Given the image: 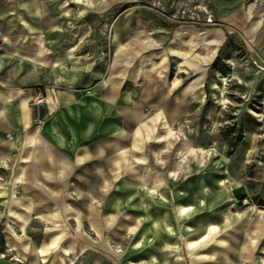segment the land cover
<instances>
[{
	"label": "rangeland",
	"instance_id": "1",
	"mask_svg": "<svg viewBox=\"0 0 264 264\" xmlns=\"http://www.w3.org/2000/svg\"><path fill=\"white\" fill-rule=\"evenodd\" d=\"M116 4L115 11L128 10L129 18L134 22L128 21L129 25L133 24L130 40L135 41V48L123 46L118 50V71L131 78L124 86L135 91L133 100L139 102V110L133 114V121L138 123L131 126L132 135L134 139L167 135L159 127L161 115L170 126L186 125V141L169 137L168 142L173 144L172 152L178 158L176 166L188 163L192 174L180 182L169 180L171 192L160 189L154 197H146L143 202L151 205L148 212L140 207L141 197L136 196V189L125 187L130 181L124 177L117 182L119 190H114L107 199V216L117 211L124 213L118 217L114 231L127 223L135 225L136 218L154 217L153 223L149 220L138 229L137 234L143 239L139 250L129 255L127 249L123 256H129V260L136 264H154V261L155 264H165L166 261L167 264H213L193 260L186 253L185 259H176L180 254L168 251L166 246L175 247L177 239L163 236L153 224L164 227L170 222L167 201L174 198L177 205H190L202 187L217 190L229 178L244 181L242 186L228 193L232 199L217 202L211 211L186 222L187 227L200 229L208 226L211 232L212 227L218 226L222 220L230 215L238 216L249 207L264 212V206L259 204L264 201V38L234 28L233 14L240 6L239 0H163L162 7L153 0H119ZM202 8H206L211 17L201 11ZM226 34L232 35L235 41L223 48L221 63L213 67L212 61ZM125 35L126 32L122 34L124 38ZM222 69L226 73L223 74ZM146 86L160 94L145 96ZM144 116H147L146 121L142 119ZM153 121H157L154 134L150 131ZM233 123L242 127L243 138L231 149L224 131ZM120 129L129 130L125 125ZM232 137H235L234 133ZM168 142L152 143L149 140V146L159 151L167 147ZM213 149L218 154L206 157L205 154ZM181 153L184 156L191 153L190 162L184 161ZM198 160L207 161L199 174ZM78 173L87 175L83 168ZM73 180L81 190H87L88 186L76 177ZM161 195L163 201L159 199ZM112 234L108 233L109 236ZM238 238L244 239L243 236ZM189 239L196 243L202 237L197 235ZM114 241L110 240L111 244H115ZM217 251L224 250L210 245L197 248L193 255H212ZM17 257L8 249L0 252V260L21 264ZM253 258L264 264V242Z\"/></svg>",
	"mask_w": 264,
	"mask_h": 264
},
{
	"label": "clouds",
	"instance_id": "2",
	"mask_svg": "<svg viewBox=\"0 0 264 264\" xmlns=\"http://www.w3.org/2000/svg\"><path fill=\"white\" fill-rule=\"evenodd\" d=\"M118 2L119 0H65V5L62 7H66L68 3L82 5V10L68 13L73 18H79L90 11L102 14ZM153 2L158 7L163 6V0H153ZM239 5L233 14L234 28L241 33L255 34L264 38V0H239ZM201 11L211 17V13H208L206 8H202ZM44 14L41 8H37L34 12L37 17ZM30 31L35 32L36 30L30 29ZM0 39H3L5 43H11L7 36H2ZM37 55H42V53ZM8 59H17L20 64L25 62L19 56H11ZM3 67V59L0 58V69ZM50 67L51 65L48 64L36 63L32 71L24 77H20L22 69L16 68L6 79L0 80V131L6 135L5 139H0V169L8 173V175H0V200H2L0 207L5 209V211H0V218L5 215H13L12 212L7 211L9 206L22 205L25 200H28L26 211L32 213L37 204L33 203L29 194L41 205L63 203L69 197L80 200L82 210L71 206L60 208L58 205L55 214L50 217L29 216L28 219L22 221L21 232L28 227L33 219L44 220L51 224V227L44 228L45 232L59 229L61 233L56 237L51 248L45 249V253L57 249L62 239L72 236L86 241L89 247H104L113 264H119L128 247L132 246L131 237L143 223L151 220V217L141 219L135 227L128 229V235L121 238V244H111L108 242L107 234L116 227L118 217L124 216V213L117 211L115 214L103 216L101 209L111 193L114 190H119L117 182L124 177H128L130 181L126 182L125 187L136 189V196L141 197L140 207L146 212L151 207L143 202L146 197H154L160 189L171 192V189L168 188L169 180L174 182L187 180L192 174V170L188 163H180L178 167L176 166L178 158L172 152L173 144L168 142L169 137L174 140L186 141L184 130L186 125L174 124L170 126L161 115L159 127L164 129L167 135H152L147 139H134L130 129L133 124L138 122L126 121L125 128L129 130L120 129L114 132L112 137L99 140L94 145H81L74 151V158H71L66 151L70 145L66 138L60 134L59 129H53L59 139L50 140L43 135L45 121L40 119L38 112H33V109H38L41 106L40 102L33 99L25 88L20 87V85H27L30 82L39 86V81H31L30 78L38 75L41 69ZM18 77L19 79H17ZM46 79L50 90L61 85H65L67 88L66 92H55L52 95V100L60 98L48 114V118H53L55 111L60 107L68 106L65 104L64 98L66 95H70L76 79L67 73L61 77L54 71L47 75ZM72 99L74 100V98ZM147 115H151V113ZM142 119L146 121L147 116ZM156 123L157 121H153V127L150 129L153 134L157 130ZM149 140L152 143H159L163 140L168 142L167 147L159 151L153 150L149 146ZM217 154V151L213 149L205 155L214 157ZM191 155L188 153L187 156H184L181 153L183 160L188 162H190ZM196 164L197 174H199V170L206 167L207 161L198 160ZM86 165H91V167L87 168ZM81 168L87 175L78 173L77 170ZM73 177L87 185V190H81L76 186ZM243 183L244 181L240 178H229L217 190L202 187L193 196L194 203L190 205H177L174 198L167 201L170 208L168 215L170 222L164 227H161L160 224H153L154 229L166 231L177 239L178 244L175 247L168 248L166 246V249L172 253L180 254L176 257L178 260L185 259L186 253L187 257H191L193 260L211 261L213 264H221V262L222 264H260V261L253 258L261 243L264 242V212L259 209L249 207L238 216L230 215L227 219L219 222L218 226L212 227L211 232L208 231V226H202L200 229L186 226V222L211 211L217 202L223 199L231 200L232 197L228 193L233 188L242 186ZM69 188L75 190L69 192ZM141 191L144 193L143 196H141ZM159 199L163 201L164 196L161 195ZM66 213H72V215L69 216ZM16 219L21 220L22 218L17 216ZM70 220H74L75 223L70 224ZM85 225L88 226L87 230ZM93 233L97 238H93ZM197 235L202 239L193 243L189 237ZM239 236H243L244 239H239ZM16 238L24 240L27 237L21 235ZM210 245H215L224 251H217L212 255H193L197 248H207ZM140 246V244L135 245L137 248ZM23 251L36 256L33 264H40L41 256L30 251L27 247ZM230 257L236 259L233 260ZM17 258L20 259L21 264H24L23 257Z\"/></svg>",
	"mask_w": 264,
	"mask_h": 264
},
{
	"label": "crops",
	"instance_id": "3",
	"mask_svg": "<svg viewBox=\"0 0 264 264\" xmlns=\"http://www.w3.org/2000/svg\"><path fill=\"white\" fill-rule=\"evenodd\" d=\"M62 5H65V0H0V37L7 36L11 42L5 43L0 39V58L4 63V67L0 69V80L6 79L16 68L22 69L20 77H24L32 71L36 63L51 65L50 68H43L38 75L30 78L31 81H39V86L30 82L20 87L25 88L33 99H42L41 106L33 109V112H38L40 119L45 121L43 135L50 140L59 139L53 131L54 128L59 129L60 134L70 145L69 149H66L67 155L74 158V151L81 145H92L99 140L112 137L126 121L135 120L133 114L139 110V102L133 100L135 91L124 86L131 78L118 71V50L123 46L135 48L136 43L130 40L134 22L129 18L128 10L115 11L117 4L102 14L90 11L79 18H73L68 13L82 10V5L76 3H68L66 7ZM37 8H41L45 14L41 17L35 16ZM128 21L133 24L129 25ZM30 29L36 31L32 32ZM124 32L127 34L125 38L122 36ZM38 53L42 55H37ZM11 56H19L25 62L20 64L17 59L9 60ZM53 71L61 77L66 73L75 77L76 83L70 95L64 98L68 106L60 107L54 112L53 118H48L49 112L60 99L57 97L56 100H52L53 93L67 91L65 85L42 90L41 87L47 85L46 76ZM145 88V96L160 94L151 91L150 88L148 90V86ZM5 138V133L0 131V139ZM0 175L8 173L0 169ZM74 190L68 189L69 192ZM29 198L37 204L32 213L26 211L28 200H25L22 205L9 206L7 211L13 215L0 218V252L7 249L12 251L18 257L24 258V264H33L36 259V256L23 251L25 247L41 256L40 264H113L104 247H89L86 241L72 236L62 239L57 249L45 253V249H50L56 237L61 234L60 230L45 232L44 228L51 227V224L33 219L21 232L22 221L29 216L50 217L55 214L58 205L60 208L71 206L82 210L81 201L69 197L63 203L41 205L30 194ZM106 207L105 204L104 209H101L103 216L108 215ZM0 211L5 209L0 207ZM17 216L22 219L17 220ZM141 219L136 218L135 225L124 223L125 226H118L115 231L112 229L111 233L116 232L117 235L107 234L108 242L114 241L111 237H116L118 240L114 241L115 244H121V238L128 235V229L135 227ZM151 220L153 223L154 217H151ZM69 223L74 224L75 221L70 220ZM85 228L87 230L88 226L85 225ZM137 232L136 237L134 235L131 237L129 255L139 250L135 247L136 244L141 245L143 242L142 236H138ZM161 234L169 236L166 231H162ZM21 235L27 238L17 240L16 237ZM92 235L93 238H97L95 233ZM129 259V256L124 257L119 264L137 263ZM0 264L17 263L0 260Z\"/></svg>",
	"mask_w": 264,
	"mask_h": 264
},
{
	"label": "trees",
	"instance_id": "4",
	"mask_svg": "<svg viewBox=\"0 0 264 264\" xmlns=\"http://www.w3.org/2000/svg\"><path fill=\"white\" fill-rule=\"evenodd\" d=\"M234 41L235 40H234V37L232 35L226 34L225 41L223 42V44L219 48L217 55L215 56V58L212 61V64L211 65L213 67H216V66H218L221 63V61H222L221 52H222L223 48L225 46H227L228 44H233ZM221 72L224 74V73H226V70L225 69H222ZM232 133H234V136L235 137H232ZM224 136H226V140H227L228 144L231 146V149H232V148L235 147L236 143L239 142V141H241L242 138H243V130H242V127L240 125H235V123H233V124H231L230 126H228L225 129ZM259 204L261 206H264V201H260Z\"/></svg>",
	"mask_w": 264,
	"mask_h": 264
},
{
	"label": "built area",
	"instance_id": "5",
	"mask_svg": "<svg viewBox=\"0 0 264 264\" xmlns=\"http://www.w3.org/2000/svg\"><path fill=\"white\" fill-rule=\"evenodd\" d=\"M38 101L40 102V101H42V99H38ZM4 254H2V256H3ZM16 260H19V259H16Z\"/></svg>",
	"mask_w": 264,
	"mask_h": 264
}]
</instances>
